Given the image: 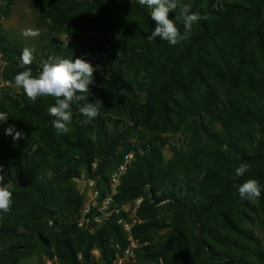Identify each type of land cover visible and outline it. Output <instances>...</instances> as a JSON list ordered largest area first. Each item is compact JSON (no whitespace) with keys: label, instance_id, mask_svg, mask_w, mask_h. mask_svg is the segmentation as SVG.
I'll list each match as a JSON object with an SVG mask.
<instances>
[{"label":"trees","instance_id":"1","mask_svg":"<svg viewBox=\"0 0 264 264\" xmlns=\"http://www.w3.org/2000/svg\"><path fill=\"white\" fill-rule=\"evenodd\" d=\"M30 1L45 29L33 75L49 56L85 59L96 68L88 102L103 103L93 120L72 105L70 131L57 135L54 98L32 103L14 84L27 68L3 31L15 4L5 0L0 51L13 88L0 97V165L15 190L12 211L0 212V264H112L125 233L115 218L93 234L78 227L85 198L74 179L103 188L129 154L115 201L142 199L133 264H264V191L252 201L238 191L247 179L264 186V0H183L206 19L176 46L147 39L156 22L137 0ZM241 163L250 171L234 179Z\"/></svg>","mask_w":264,"mask_h":264},{"label":"clouds","instance_id":"2","mask_svg":"<svg viewBox=\"0 0 264 264\" xmlns=\"http://www.w3.org/2000/svg\"><path fill=\"white\" fill-rule=\"evenodd\" d=\"M138 4L151 9V18L156 22L154 31L147 37L154 42L157 37L176 46L188 40L193 31L194 23L206 17L193 12L191 5L183 0H137ZM177 9L179 12L177 13ZM175 12V19H169V13ZM176 21L183 24V33L176 25ZM45 29L27 27L21 30V36L26 39H36L42 35ZM36 48L25 47L20 56V67L27 68L15 75L14 84L16 88L22 89L27 99L35 103L39 97H52L55 103L47 108L49 116L53 117L52 126L57 135L67 134L70 131L69 124L72 120V105H77L79 113L93 120L100 115L102 101L96 99L89 101L90 85L94 83L96 68L82 58L66 59L49 56L41 60V70L38 75H33L31 65L36 61ZM123 95V90H121ZM80 102H84L81 106ZM8 113L0 112V121H6ZM13 128L7 129L11 135ZM15 140L21 138V133L16 132ZM250 171L247 163H241L235 169L234 179L242 177ZM14 186L11 182L5 183L3 166L0 165V212L9 214L13 206ZM239 195L242 199L249 201L261 197L264 186L256 179H247L239 186Z\"/></svg>","mask_w":264,"mask_h":264},{"label":"built area","instance_id":"3","mask_svg":"<svg viewBox=\"0 0 264 264\" xmlns=\"http://www.w3.org/2000/svg\"><path fill=\"white\" fill-rule=\"evenodd\" d=\"M5 0H0V6ZM9 61L3 52L0 51V77L4 75ZM11 82L0 78V97L4 90L12 89ZM133 160V154L127 155L117 170L111 175L108 184L100 187L97 180L89 177L86 173L74 179L76 189L84 196V204L78 217V227L91 234L95 233L98 227L106 224L115 218L126 236L127 244L125 249L119 252L112 264H133L136 262L138 252L141 247L138 240L132 234L133 224L137 221V212L142 204V199H138L124 206H118L115 197L118 195V187L121 178L127 173L129 165ZM126 216V217H125ZM98 260L100 254L94 251ZM44 264H60L57 260L45 259ZM97 264H102L99 261Z\"/></svg>","mask_w":264,"mask_h":264},{"label":"rangeland","instance_id":"4","mask_svg":"<svg viewBox=\"0 0 264 264\" xmlns=\"http://www.w3.org/2000/svg\"><path fill=\"white\" fill-rule=\"evenodd\" d=\"M27 27L39 28L35 8L30 0H15L11 16L8 19H3V31L10 40L17 42L22 48L35 47L37 53L42 46L40 36L36 39L23 38L21 36V30ZM5 72L0 77L1 79L4 78L5 80ZM166 155L167 157L170 156L168 149H166ZM259 236L263 242L264 251V235L260 233ZM28 264L36 263L35 260H30Z\"/></svg>","mask_w":264,"mask_h":264}]
</instances>
